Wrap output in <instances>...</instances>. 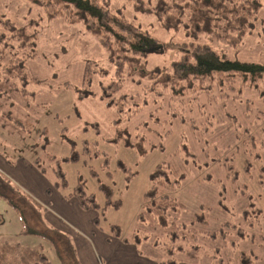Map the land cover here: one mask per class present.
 I'll list each match as a JSON object with an SVG mask.
<instances>
[{"label": "rangeland", "instance_id": "374dc122", "mask_svg": "<svg viewBox=\"0 0 264 264\" xmlns=\"http://www.w3.org/2000/svg\"><path fill=\"white\" fill-rule=\"evenodd\" d=\"M112 1L113 11L121 9L125 19L141 25L161 45L155 49L159 52L150 53L134 66L135 82L126 77L122 87L116 85V69L106 47L82 22L66 21L63 16L52 18L47 14L45 0H0V13L18 25L31 24L38 38L36 55L26 59L27 92L13 91L0 83V172L37 202L42 220L51 228L67 233L76 250L85 243L65 226L74 227L84 235L75 224L83 220L70 203L64 204L57 197L72 195L82 181L86 193L93 194L98 204L90 210L99 219L98 230L111 234L112 226L116 225L128 239L147 233L149 237L140 243L131 240L129 243L139 248L141 257L157 262L167 259L166 250L154 243L152 231H146L148 223L138 218L145 210L146 192L154 185L151 176L157 167L169 166L174 171L170 175L172 179L184 175L175 185L160 184V191L183 207L177 215L185 222H191L198 213H205L208 222L197 224L203 231H215L227 221L240 222V213L248 203L241 193L249 191L261 209L260 217L248 228L252 237L239 239L235 248L223 247L220 240H209L200 248L203 258L199 261L220 264L222 257L221 263L239 264L236 257L246 251L251 255L247 259H253L251 264H264V182L260 177L263 170L253 168V175H249L241 160L248 157L256 167L264 165V83L256 88L239 81L241 86L227 75L197 79L195 90L189 92L192 97L185 96L190 104L179 106L176 104L179 99L175 100L179 112L172 118L163 111L164 88L151 87L147 78L137 75L141 70L151 74L157 67L169 68L187 49L207 43L230 59L264 64V5L252 32L239 43H229L208 35L193 38L184 26L167 29L154 12L136 10L128 0ZM87 67L91 85L86 82ZM106 87L110 93L105 97ZM85 88L90 93L82 97ZM175 93L178 91L166 94ZM111 99L136 104L132 108L128 104L121 111L116 103H107ZM135 107L139 108L138 112L133 110ZM184 118H189L195 127L201 124V130L193 133L191 126L183 122ZM207 119L213 123L208 129L210 132L204 129L208 126ZM253 136L257 144L254 150L246 143ZM127 138L131 140L130 145L126 143ZM189 145L195 157L188 159L184 146ZM212 145V149L208 148ZM216 145L219 146L216 148ZM246 147L253 153H248ZM212 154H219L222 161L234 160L236 180H230L232 173L224 164L216 162ZM6 161L16 167L10 170ZM59 165L66 175L64 187L56 171ZM25 166L30 167L23 173ZM20 173L24 176L22 180L18 177ZM29 183L33 184L30 188L26 186ZM46 185L48 190L44 193ZM106 190L110 191L109 196ZM222 204L231 210L224 211ZM0 213L4 218L0 223L1 238L10 242L30 240L32 236L24 231L21 214L2 197ZM27 214L32 225L44 229L30 211ZM54 214L61 222L52 219ZM39 241L53 264H63L60 256H53L56 248L51 241L45 236L35 243ZM216 246H221V250L213 249ZM228 255L233 261L228 260ZM67 264L75 263L68 260Z\"/></svg>", "mask_w": 264, "mask_h": 264}, {"label": "trees", "instance_id": "16d2710c", "mask_svg": "<svg viewBox=\"0 0 264 264\" xmlns=\"http://www.w3.org/2000/svg\"><path fill=\"white\" fill-rule=\"evenodd\" d=\"M31 1L38 2L41 0ZM128 1L134 4L136 10L154 12L157 18L163 21V25L167 29H179L184 26L188 35L193 38L208 35L229 43H239L248 33L252 32L253 26L259 19L261 8L264 5V0ZM112 4V0H45L47 14L52 18L63 16L66 21L82 22L88 31L99 36L116 69L118 81L116 85L122 87L123 82H126V77L134 81L132 77L134 66L138 65L140 60L145 59L150 53L159 52L155 49L160 44L157 38L152 33L143 29L141 25L125 19L121 9L118 8L113 11ZM30 25H18L13 19L5 17L0 13V83L8 85L13 91L22 90L23 93L27 92L29 79V75L26 72V59L34 57L37 52V32L36 30L32 31ZM157 68L153 71L151 70V74H148L144 70L139 71V73L136 70V73L139 77L147 78L151 87L156 85L162 89L164 88L163 107L165 106V108L163 111L171 115L172 118H176L179 112L175 107V100L179 99L180 102L176 103L179 106L190 104L185 101L187 100L185 96L186 94L189 95L190 91L193 92L195 90V81L197 79H209L214 76L227 75L231 77V80L244 82L248 87L259 88L260 84L264 83V64L230 59L224 53L214 49L209 43L196 44L192 49H187L180 58L174 59L171 62L169 68L163 67L161 70L159 67ZM86 71H88L86 82L91 85L92 78L89 67L86 68ZM1 76H3L2 79ZM219 80L221 81V79ZM242 83H240L241 86ZM150 86L148 87L150 88ZM186 87L190 90L186 89L182 93L181 90ZM112 89H115V87ZM169 91L171 93L172 91H178V93L174 95L166 94ZM89 93L88 88H85L81 92V95L83 97V95L86 96ZM103 93L106 97L110 93L109 89L107 87L104 88ZM123 96H126V94ZM191 97L192 95H189V98ZM107 103L111 105L116 103L117 107L119 105L118 109L121 111H125L129 106L128 104H130L126 100L116 101L114 99L108 100ZM133 103L130 104L131 108ZM192 108L195 110L193 105ZM133 110L138 112L139 108L135 107ZM183 122L191 126L190 129L193 133L201 130V124L199 127H195L189 118H184ZM205 122L208 126L204 129L210 132L208 129L211 128L213 123H208V119ZM121 132L126 133L127 130H121ZM253 138L254 136L249 141L246 140V143L254 150L257 144ZM126 143L130 145L131 140L127 138ZM218 146L216 145V148ZM184 147L187 158H194L193 148L190 145ZM212 147L214 146L212 145L208 148L212 149ZM205 148L203 149L205 150ZM224 148L225 146L222 149ZM246 150L250 154L253 153L247 147ZM218 155L212 154L211 157H214L216 162L224 164L227 170L229 169L230 173H232L229 176L231 181L236 180L238 172L233 167L234 160H224V162ZM74 157H76V154H74ZM244 159L241 160H243V165L248 170L249 175H253V168H262L263 171L259 172L261 181L264 182L262 178L264 165L256 167L251 159L248 157L245 161ZM257 159H259V156ZM38 160H35L34 163H37ZM121 164L125 168V164ZM56 171L57 175L62 179L60 184L63 187L66 186V175H64L60 165L56 168ZM173 172L169 166L166 168L160 165L155 169L151 176V181L154 185L146 192L145 210L138 216L143 222L148 223V230L146 229V231H152L154 243L161 244L166 250L167 259H162L159 263L182 264V262H185L202 264V261L199 260L203 256L201 257V253L199 254V252L200 248H203L207 241L220 240L223 242V247L231 245V247L235 248L239 239L247 240L248 237H252V234H248V228H252L251 225H254V220L260 217L261 209L257 207L249 191L242 190L241 193L248 199V203L240 213L242 219L240 222L235 224L227 221L215 231H203L197 224L208 222L205 213H198L191 222H185L177 215V212L183 207L169 194L160 191V184L162 186L175 185L184 177V175H178L176 179H172L170 175ZM208 178H211V176H208ZM60 184L57 182V187ZM106 193L108 196L110 195L109 190H106ZM0 197L8 200L15 208V212L21 214V219L25 225L24 231L32 236L29 241L20 242H10L0 236V264H53L51 261L52 257L45 253V247L42 245V242L35 243V240H39L41 236H45L54 244L56 253L53 256L56 254L60 256L63 264H67L68 260L75 264H81L77 250L71 243L70 236L55 227L53 228V226L52 228L48 226L41 218L42 210L37 206V202L31 199L21 188L17 187L10 177H4L1 172ZM72 197H76L79 206L86 211L96 209L98 206L94 195L86 193L82 181L76 185V190L72 192V195H64L63 198L71 200L74 199ZM222 206H224V211L231 210L227 205L222 204ZM28 211L34 216V220L44 228L43 230L38 229L28 221ZM98 220V218L94 219L95 225H97ZM3 221L4 218L0 213V223ZM112 230L108 241L114 236L126 243L131 241L140 243L141 239L149 237L146 233L142 237L135 235L132 239H128L125 236L123 237L122 231L118 226L113 225ZM213 249L219 251L221 250V246H216ZM138 252L140 253L139 248ZM248 256L251 255L246 251H241L236 259H239V264H251L253 259L252 257L250 258L251 260L247 259L249 258ZM211 257L213 256L211 255ZM227 258H229V261H233L231 256L228 255ZM219 260L222 262L223 258L220 257ZM221 262L220 264H225Z\"/></svg>", "mask_w": 264, "mask_h": 264}, {"label": "crops", "instance_id": "0c3cea01", "mask_svg": "<svg viewBox=\"0 0 264 264\" xmlns=\"http://www.w3.org/2000/svg\"><path fill=\"white\" fill-rule=\"evenodd\" d=\"M6 163V166L9 167L10 170L16 167L10 165L7 161ZM29 167L30 166L23 167L24 170L21 172L25 173ZM18 172L19 170L17 173ZM11 173H14L13 175H17L15 172ZM22 174L20 173L18 176L20 180H22V177H24ZM23 180L26 182L25 178H23ZM24 181H21V183ZM36 185H34V188L36 192H38ZM26 186L30 188L33 186V184L29 183ZM47 190L48 185L45 186L44 193ZM57 198H60L58 201H61L64 204L65 201L70 203L72 207L69 206L70 204H68V207L75 209L76 214L83 220L74 223L79 227V229H82L84 235H82L79 230L76 231L74 227L68 225L65 226V229L67 228L74 232L76 237L80 236L85 243L84 246H77V255L79 256L81 264H161L157 261L151 260L148 257H141L137 247L131 245L130 243L123 242L117 237L113 236L111 240L108 241L110 234L98 230L97 225L94 223V213L90 212V210L86 211L82 209L79 206L77 199H63L60 195ZM54 218L56 221H58L57 215L54 214L52 219L54 220ZM59 222L61 221H58V223ZM184 263L185 262H182V264Z\"/></svg>", "mask_w": 264, "mask_h": 264}]
</instances>
